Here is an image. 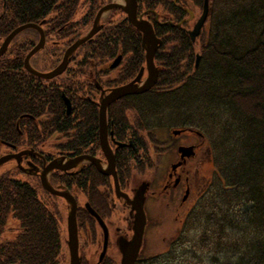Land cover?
I'll return each mask as SVG.
<instances>
[{"label": "trees", "instance_id": "trees-1", "mask_svg": "<svg viewBox=\"0 0 264 264\" xmlns=\"http://www.w3.org/2000/svg\"><path fill=\"white\" fill-rule=\"evenodd\" d=\"M184 1L198 6L204 0ZM225 2L228 6L224 4L213 15L211 0V15L199 37L203 45L198 68L194 63L195 45L185 31L169 23L156 26V34L163 40L156 55L159 80L155 89L137 97L160 99L153 104L161 107V112L171 108L176 113L183 109L199 112L204 103V137L209 141L215 179L222 185L219 195L232 205L231 212H212L208 220L218 228L264 229V0ZM139 3L142 9L162 12L174 22L184 16L170 0ZM78 4L79 0H0V36L5 38L19 25L56 15L47 22L49 33L70 39L69 45L74 40L70 37L76 34L72 19ZM107 35L114 47L121 45L131 54L126 79L133 78L145 63L141 34L121 23L108 29ZM21 55L17 50L12 60L0 63V139L16 144L24 141L19 123L21 129L32 130L33 145L40 141L39 131L20 118L45 114L42 117L48 120L39 122L38 127L46 123L50 133H55L60 122L57 116L62 114L61 90L56 85L47 88L34 84L22 70ZM197 95L204 102L192 106L191 98ZM187 115L185 122L191 125ZM66 124L69 128L64 135L69 137L67 132L73 135L74 127L71 120ZM73 137H69L72 143ZM53 210L51 204L47 208L40 202L37 191L27 183L0 177V228L5 227L10 214L21 228L16 240L0 246V264L61 263L60 229ZM263 241L257 240L247 264H264Z\"/></svg>", "mask_w": 264, "mask_h": 264}, {"label": "flooded vegetation", "instance_id": "flooded-vegetation-1", "mask_svg": "<svg viewBox=\"0 0 264 264\" xmlns=\"http://www.w3.org/2000/svg\"><path fill=\"white\" fill-rule=\"evenodd\" d=\"M84 1L86 0H79L72 22L76 24V28H78L80 25L89 24L92 19V26L86 34L80 37L69 35L72 36L70 38L74 39L69 46L66 44L70 39L67 41L64 38L61 39L60 36L54 33H49L50 29L47 22L54 19L55 15L49 16L47 19L38 23H26L38 25L45 36L44 47L31 56L29 64L34 70L40 73H48L55 70L62 63L66 50L77 40L86 36L93 29L97 21V33L89 42L78 48V50H80L82 47H88L89 52L84 56L79 65V67H81L87 63L85 68L82 67L79 73L80 77L77 79L79 81H77L78 83L76 86H74V83L72 85L66 84L65 86L63 83L54 81V79H57L68 71L69 65L72 63L75 54L70 58L66 70L61 75L51 79V82L27 70L25 66L26 59L41 40L40 32L37 29L30 28L19 33L13 41H11L6 52L0 57V63L3 60H12L16 55V51L21 50L22 70L29 75L30 78H33L34 84H40L47 88H49L50 85H56L61 90V115L64 113V116H57L60 119L58 125L59 129L53 134H51L46 127V123H44L41 128L38 127L39 122L48 120L47 116L45 118L42 117L45 114L37 118L33 117L31 114H25L20 118L22 121L28 120L31 126L36 127L41 137L40 141L32 145V130L26 128L21 129L18 123V131L19 134L23 136L24 141L16 144L11 141H2L0 139V158L12 156V160L5 163L0 169L9 166V168H7L8 170L5 169V173H14V178L12 179L16 182L27 183L35 190L41 188L44 192L42 195L37 192V196L40 202L46 205L47 208L48 204H51V201L55 202L51 204L54 207L55 204L57 205V201L59 203V200H62L63 207H61L59 203V208L63 210L62 216L63 223L65 222L66 225L64 229L67 232V238L62 236L61 231L63 228H60L61 220L57 216L58 229H60L61 249L64 240L67 245V219L71 204L64 198L53 195L44 189L41 181L43 172L46 173L47 180L54 189L61 192H70L77 204L76 218L79 232V255L81 264H121L122 255L119 249V241L122 238L127 240L132 238L136 216V211L126 196L133 200L140 187L146 185L147 190L144 210L147 217V225L143 247L136 262V264H146V261L143 259V248L147 230L150 228V216L152 212H155L156 208L159 207V204L157 205L156 203L164 200L166 207L177 208L179 214L183 217L180 222L182 225H185L187 218L194 215L197 208L204 202V190L211 184V182H208L205 187L202 185V182H204V175H202V173L204 172V166L209 163L210 150L207 146V158L204 159V145L206 144L204 134L196 129L195 126H192V124L188 125L185 121H183L182 123L184 124L178 128H170L168 138L164 140L160 138L161 107H156L155 103L153 104V102H160V99L137 97L149 93L152 89H155V87H153L146 93L123 97L111 103L107 108L105 118L107 141L112 150L115 163L113 170V172L115 171V175L111 173L112 164L104 154L101 144L100 105L111 90L125 86L134 81L140 70L143 67L146 68V59L144 65L139 69L137 74L131 79H126L128 77L126 75V69L131 54L125 51L121 45L114 47L111 41H107L110 40V38H107V30L110 29L111 26L107 24V18L111 13L110 17L114 13L120 12L124 17L118 21L117 25L126 23L132 26V24L127 13L121 8H112L101 13L102 10L110 5H125L124 0H89L91 5H94L93 8L90 9L89 13H87L83 19L78 20L79 13L84 7ZM137 2L138 17L140 18L142 16L144 20L149 21L153 25L155 32L156 26L159 24L165 26L169 23L175 27L181 24V27L178 28L185 31V34L189 37L193 45L196 46L198 41H200L199 37L201 34L195 43L191 41L188 34L189 31L193 30L199 17L194 18L196 16L190 11L191 8L186 6L187 3L185 4L182 0L173 2L174 5L184 12L183 18L178 22H174L170 20L172 19L171 17L163 16L161 14L162 12L142 9L139 0H137ZM188 5L192 6L190 1H188ZM92 11H94V13L90 15ZM155 13L158 15V18H156ZM191 13L193 14L192 18ZM106 15H108V17L104 19ZM110 19L112 22L116 20V18ZM192 21L195 22L190 29L188 25ZM132 27L137 30L134 26ZM27 31L30 32L31 37H33V35L35 36L37 42L28 43L25 41L23 45H20L21 41H18L16 44L15 41L17 38ZM51 36L59 37L60 39H51L48 41V38ZM6 38L7 36L5 38L0 36V48ZM158 38L161 39L160 37ZM48 42L49 45L55 48L57 46L60 47V43L62 42L63 45L61 47L68 46V48L65 49L61 61L54 65L53 69L50 71H43V69L34 66V61L39 53L46 48ZM111 48H113V52ZM109 49L112 53L107 54L106 52L109 51L106 50ZM55 54H58V51H56ZM197 55H200L201 61V54ZM197 55L195 56V68H198L200 64L199 61L198 67H196ZM116 61H119V63L114 67L113 65ZM155 64L158 67L156 56ZM73 69L77 71L76 68ZM147 75L148 73L145 69L142 81H145L144 78H146ZM123 78L125 81H123ZM94 95H96V98ZM65 99L70 101L69 112ZM69 120H71L74 129L73 135L67 132V136L75 137L73 143L69 137H65L64 135V133H66L65 130L69 128L66 124ZM22 152L31 153L22 155L19 163L17 156ZM165 159V174L160 175L158 171L161 166L160 161L163 162ZM92 160H95L97 165ZM55 161L63 166L68 165L70 162V164L73 163L74 165L65 171L56 169L45 171L49 165ZM30 178L37 182L35 187L33 183H31L32 180H30ZM65 211L67 212L66 216H64ZM105 228L108 231L106 247ZM20 233L21 228L18 222L13 218V215L10 214L6 220L5 227L0 228V246L10 244L9 242L16 240ZM102 254L104 256L101 260ZM63 255L64 253L61 250L62 258ZM61 256L58 258V261L62 260Z\"/></svg>", "mask_w": 264, "mask_h": 264}, {"label": "rangeland", "instance_id": "rangeland-1", "mask_svg": "<svg viewBox=\"0 0 264 264\" xmlns=\"http://www.w3.org/2000/svg\"><path fill=\"white\" fill-rule=\"evenodd\" d=\"M174 1L176 2V0H170L172 3ZM182 2L186 3L184 0H182ZM224 4H227L228 6V3L225 2V0H214L213 15H215L216 11L219 12L222 10ZM191 5L192 6H186L191 8L190 11L196 16L194 18H200L203 11V3L198 6H196L194 3ZM93 6L94 5H91L89 0L84 1V7L79 13L80 15L78 20L83 19L84 16L89 13L90 9L93 8ZM164 12L167 13L166 11ZM93 13L94 11H92L90 15ZM110 15L109 17L108 15L104 17V19L108 17L107 24L111 25L110 28H113L115 25H117L118 21L124 17L120 12L114 13L111 17ZM110 18H116V20L112 22ZM194 22L195 21H192L188 25L190 29L193 27ZM91 23L92 19L89 24L86 23L85 25H80L78 28H76L75 35L79 37L86 34L92 26ZM51 39L55 40L60 38L51 36L48 38V41ZM18 41H21L20 45H23L25 41L28 43L37 42L34 35L33 37L30 36L29 31L22 33L17 38L15 43L17 44ZM60 45L62 46L63 43L61 42ZM202 45L203 44L198 41L197 45L195 46L196 54L193 51L195 56L197 54H201L200 52H202ZM61 46H57L55 48L54 46L49 45L48 42L46 48L41 53H39L38 57L34 61V66L36 68L38 67L39 69H43V71H50L53 69L54 65L61 61L63 53L69 45L67 47ZM56 51H58V54H55ZM88 52V47H82L77 51V53L75 52V56L72 63L69 65L68 71H66L65 74L58 77L57 79H54V81L63 83L65 86L66 84L72 85L74 83V86H76L78 83L77 81H79L77 79L80 77L79 73L81 72L82 67L85 68L87 63L81 67H79V65ZM73 68H76L77 71ZM178 74L180 73L178 72L177 75ZM188 74L189 73H187L186 76ZM191 74L192 72L189 75ZM146 78H144V80H146ZM123 81H125L124 78ZM49 82H51V79ZM95 96L96 95H94V97ZM199 102H204V98L197 95V97L194 96V98H191L190 104H192V106H196ZM201 104H203L201 110L194 113L191 111L188 112L189 109L187 112L183 109L178 113H176V111H174L172 108L166 109L162 112L160 111V138L162 140L168 138L169 129L180 127L181 123L185 121V118H187V114H189L190 120H192V124L196 127V129L204 134V103ZM207 146L209 147V141L206 137V144L204 145V159L207 158ZM165 161L166 159L163 162L160 161L161 166L158 170L160 175L165 174ZM7 168H9V166H7ZM7 168L5 167L0 169V177L5 176L11 179L14 178V173H5V169ZM215 174V167L209 158V163L204 166V172L202 173V175H204V182H202V185L205 187L206 183L211 182V184L208 185V187H206L204 190V202H202L200 207L197 208L194 215L187 218L185 225H182L180 222L183 217L179 214L177 208L166 207L164 200L156 203L157 205L159 204V207H157L155 212H152L150 216V228L147 230L143 248V259L146 261V264H247L246 262L249 260V258H252L254 254L253 248L257 243V240L264 238V229L261 227L239 229L218 228L216 224L208 220V214L212 212L221 213L222 210L231 212L230 208H232V205H229L228 202L219 195V190H221L222 185L215 179ZM30 180H32L31 183H33L35 187L37 182L31 178ZM36 191L41 195L44 192L41 188L37 189ZM54 203V201H51V204ZM56 203L57 205H54L53 213L56 214V216H58L61 220L60 228H63L61 231L62 236L67 238V232L64 229L66 228V225L65 222L63 223L62 216L63 210L59 208V203L61 207H63V202L62 200H59V203L58 201ZM66 214L67 212L65 211L64 216H66ZM260 243L264 244V241ZM62 251L64 255L60 264H69V253L65 240L63 242Z\"/></svg>", "mask_w": 264, "mask_h": 264}, {"label": "water", "instance_id": "water-1", "mask_svg": "<svg viewBox=\"0 0 264 264\" xmlns=\"http://www.w3.org/2000/svg\"><path fill=\"white\" fill-rule=\"evenodd\" d=\"M125 5H119V4H114L110 5L104 10L101 11V13H104L105 11L112 9V8H121L123 9L127 15L128 18L132 24L141 34H142V43L145 49V59H146V68H142L138 74V76L135 78L134 81L131 83L115 88L111 90V92L103 99L100 108V116H101V144H102V149L106 157L108 158L109 162L112 164V172L115 175L114 170V156L112 153V150L110 149V146L107 141V129H106V111L108 106L111 103H114L115 101L129 96V95H140L143 93H146L150 91L153 87L158 82L159 79V74H160V69L156 66L155 64V56L160 49L162 45V40L159 39L156 35V32L154 30L153 25L147 21L144 20L143 17L141 16L140 18L138 17V2L137 0H124ZM211 12V6H210V0H204L203 3V11L202 15L200 18L197 20L193 30L189 31L188 34L191 38V41L193 43L196 42L197 38L202 32V29L204 28ZM156 18H158V15L155 13ZM193 17V14L191 13V18ZM177 27H181V24H178ZM34 28L37 29L40 32L41 35V40L40 43L31 51V53L28 55L25 66L27 70L40 77L43 79H54L55 77L61 75L66 68L69 65L70 58L72 55L78 50V48L89 42L91 38L97 33L98 31V24L97 21L93 27V29L83 38L77 40L73 45H71L65 52L64 58L62 63L53 71L48 72V73H40L36 70H34L30 64L29 60L32 55H34L36 52H38L40 49L44 47L45 44V36L42 31V29L35 24H26L19 26L15 30H13L7 38L4 40L1 48H0V57L6 52L8 46L10 45L11 41L21 32H23L26 29ZM200 61V55H197V60H196V67H198ZM119 61L114 63V67L117 66ZM145 69L147 70V78L145 81H142ZM67 107H68V112L70 110V101L68 99H65ZM178 133V132H175ZM31 152H22L17 156V160L20 163L22 155L28 154ZM12 160V156H6L0 158V167H2L5 163L8 161ZM96 165L97 162L95 160H92ZM71 163V162H70ZM68 164L63 166L62 164L58 162H53L49 165V167L45 171H52L54 169L56 170H67L72 167V164ZM109 173V172H108ZM41 181L44 189H46L48 192H50L53 195L60 196L64 198L66 201H68L71 204L70 212L68 215L67 219V230H68V240H67V245L70 253V264H81V258L79 255V232H78V225H77V218H76V212H77V204L73 196L70 194V192H61L57 189H54L50 183L47 180L46 173L43 172L41 176ZM118 186V185H117ZM146 190L147 186L142 185L140 189L137 191L135 198L133 200L129 199L128 196L126 198L129 200L131 205L136 211V216H135V223H134V228H133V236L130 240L127 239H120L119 241V249L122 255L121 259V264H136L140 251L143 247L144 243V235L146 231V225H147V217L146 213L144 210V204L146 201ZM105 247L107 244L108 240V231L105 228ZM106 249V248H105ZM104 254V253H103ZM101 257V260L103 258V255Z\"/></svg>", "mask_w": 264, "mask_h": 264}]
</instances>
